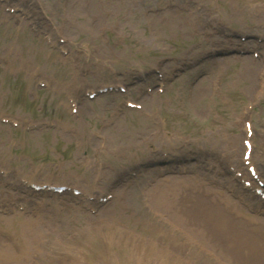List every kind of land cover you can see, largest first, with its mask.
Returning <instances> with one entry per match:
<instances>
[{
  "label": "rangeland",
  "instance_id": "374dc122",
  "mask_svg": "<svg viewBox=\"0 0 264 264\" xmlns=\"http://www.w3.org/2000/svg\"><path fill=\"white\" fill-rule=\"evenodd\" d=\"M25 1L32 2V8L42 16V24L48 31H62L60 35L65 39V52L51 48L43 38H35L25 21L16 23L19 20L5 19V13L0 9V21L5 23L0 25V57L6 64V69L0 70V117L8 114L24 124L33 119L47 118L60 126L56 129L43 127L41 131L31 133L25 130L24 124L15 128L0 121V165L13 168L16 175L78 182L86 189L98 190L106 183L114 182L126 166L137 165L136 159L149 156L152 146L176 152L180 150V155L191 163H198L202 154L187 158L188 155L192 157L196 150L208 151H202L207 161H217L221 149H228L230 153H235L236 148L242 151L239 132L241 108L255 97L254 89L259 83L256 73L261 61L256 62L249 55L251 62H245L243 56L235 54L224 60H218L217 55L210 54L211 58L204 55L219 49V45L236 47L239 41L236 35L241 33L252 35L251 43L246 40L250 49L255 46V37L264 38V0ZM187 1L190 2L188 5L185 4ZM199 4L201 9H198ZM198 12L206 13L220 28L203 29L198 23ZM222 27L235 30L236 39L224 37ZM183 28L186 30L182 31ZM205 32L208 34H203ZM261 54L264 58V49ZM25 57L26 64H18ZM194 57L201 58L194 60ZM15 58H18L16 62ZM182 66L190 69L182 68L179 72ZM155 67H160L172 78L166 83L164 92L155 94V101L141 100L145 111L126 109L114 114L115 97L109 94L94 100L84 96L78 111H71V101L78 94H83L86 88L116 80L128 82L134 72H153ZM217 67L227 68L222 84H219L226 99H222L220 92L211 91ZM14 71L21 75L18 80L12 78ZM172 71L179 75H172ZM36 77L48 80L51 87H41ZM138 87H130L129 93L134 95ZM193 87L198 93L196 97L200 98V105L187 97ZM133 95L128 94L129 97ZM116 98L117 101L122 99L121 95ZM107 112L113 121L110 126L102 124ZM151 112L156 116L154 121L160 125L163 123L169 135L176 132L180 138L171 143L169 138L159 142V136L154 134V121L151 119L152 123L144 115ZM252 120L257 130L255 149L258 156H264V92L260 99L256 98ZM66 128L76 132V140L71 139ZM170 138L173 139L172 136ZM121 151L124 152L119 154ZM150 171L129 185L118 187L116 197L95 213L73 203L68 204L74 208H68L66 199L44 200L45 205L50 203L57 214L50 213L51 216L47 217V212L40 213L38 209L39 216L34 217L40 219L38 229L43 232L37 239L39 250L44 255L42 264H60L65 260L70 264H101L108 256L102 254L111 250H115L111 255L112 261L124 264L123 253L119 249L125 247L121 245L125 240L136 246L131 248V252H139L136 256L140 257V264L146 260V264H241L232 259V254L219 248L221 241H215L203 226L188 218L193 208L202 204L199 199L217 208L216 203L210 200L209 192L194 185L191 189L188 187L191 180L187 178ZM220 171L218 168L213 177H219ZM201 173V169L195 172L202 179ZM184 181L188 184H183ZM174 183L179 186L173 187ZM182 186L188 189L179 190L178 187ZM163 191L171 194L168 198L172 202L176 199L177 203L170 206L166 199L160 201ZM214 194L218 198L225 195L223 190ZM17 195L16 190L0 184V203L10 204ZM230 199L235 203L231 209L236 211V218L232 219L227 210L224 212L226 216L239 221L241 227L255 219V215L248 213L238 200ZM12 209L0 218V229L14 234L15 243L23 249L25 234H20L21 231L15 234L14 226H10L6 218L15 213H24L29 218L32 213ZM19 219L22 217L18 216ZM164 220L168 221L166 228L162 226ZM262 221L258 222L260 229H264ZM66 223L72 230L66 232L67 239L62 246L73 247L69 252L72 261L64 257L68 254L62 253L60 246H52ZM25 227L17 224V229ZM26 230H31V227ZM112 230L120 238L116 236L115 241L109 243L107 238ZM74 232L80 234L77 240H71ZM220 236L224 245H228V233ZM155 241H158V246L154 245ZM0 244H6L2 237ZM28 244L30 247L25 253L16 254L18 261L15 264L23 263L36 247V242ZM115 245L121 247L113 248ZM7 248L12 251L11 247ZM148 251L151 255L146 257ZM161 256H167L170 261H164ZM259 263L264 264V260Z\"/></svg>",
  "mask_w": 264,
  "mask_h": 264
},
{
  "label": "bare ground",
  "instance_id": "6f19581e",
  "mask_svg": "<svg viewBox=\"0 0 264 264\" xmlns=\"http://www.w3.org/2000/svg\"><path fill=\"white\" fill-rule=\"evenodd\" d=\"M184 30H186V29L183 28L182 31H184ZM246 58H243V60ZM251 65H253V64H251ZM59 92H62V90L59 89ZM196 95H198V93L196 92V90H194L193 102L196 103V105H198V104L200 105V98H199V96L196 97ZM154 96L155 95H151L149 97V99L151 101H155L156 99ZM171 136L173 139L170 138ZM177 138L179 139L180 137H178L176 135V132H173L172 134L169 135V131H166V129H165V131H163V133L160 136L158 141L160 142L162 140V142H163V141H166L168 139V142L171 143L172 141L176 140ZM114 139H116V138H113V140ZM204 141L208 142L207 139H204ZM209 147L214 151V148L211 145ZM238 149L239 148H236L237 151H238ZM106 151H108L107 148H106ZM203 151L208 152L204 149H203ZM123 152L124 151H121V152H119V154H121ZM174 178H187V180H189V181L191 180V182H189V184L186 181H184L185 183H183V184H188V187H190L191 189H193L192 186L194 185L197 189H201V190L209 192L210 200L215 202L217 205V208H216L215 206L210 205L207 201L199 199V201L202 202L203 205L197 204L193 208L192 214L188 217L190 221H192L194 224H198L199 226L200 225L203 226L204 229L208 232L212 233V230L214 229V232L218 236L229 233V239L234 242L233 245H236V250L233 251V254L240 260L241 263L247 264L244 261V260H246L247 262H251V263L255 264V263H259L260 261L264 260V229H255L252 227H247L244 224H243V227H241V224L239 221H233L231 219L232 217L230 218V217L226 216L224 212L227 210V208L231 209V206H233V207L235 206V203L232 199H230L227 196H225L224 198H218V196H216L214 194V188L213 187H215V186L210 187V186L204 185L201 182L202 180L197 176L187 175V176H176ZM178 183L181 184L182 182H178ZM177 186H179V184L174 183L173 187H177ZM181 188H187V186L178 187L179 190H181ZM176 192L179 193V191H176ZM162 193H163V198L160 201L163 202L166 199L167 203H169L170 206H171V204L177 203L176 199H174V201L172 202L168 198L169 193H167L166 191H163ZM169 195H171V194H169ZM224 202H227L226 208L222 207L223 206L222 203H224ZM221 204H222V206H221ZM18 216L22 217V219L17 220ZM255 218H256V220H260L261 223L263 222L261 217L256 216ZM6 220L10 223V226H14L13 231L15 234H18V232H20V231H21L20 234H22V235L25 234L26 238H23V244H27V248L24 247L25 250L28 249V246L30 247V245L28 244V243H31L30 239L32 241H36V239L39 237V234H43L41 229H38V227H40V219H34L32 217L28 218L27 216H24L23 214L22 215L15 214L14 216L6 218ZM17 224L19 227L21 226V228H22V226H26V227L24 229H17ZM165 225H168V221L164 220L162 222V226L168 227ZM28 226L31 227V230L27 231L26 229L28 228ZM154 226L155 225H153V227ZM207 227L210 229H207ZM23 231H24V233H23ZM114 234H117V232H114ZM114 234H109V236H110L109 237V243L111 241H115L116 236H118V235H114ZM32 237H34V239ZM118 237L120 238V236H118ZM27 239H28V243H27ZM13 240L15 241L16 237H14ZM36 243L37 244H35V246L38 245L37 241H36ZM9 244L7 243L8 246H10ZM7 245L6 244L5 245L0 244V264H15L18 261L17 256L15 254L13 255L12 254L13 252L12 253L9 252ZM118 245H120V244H118ZM121 245H124V244H121ZM129 245H125V246H129ZM113 247H118V246L115 245ZM61 248H62L61 249L62 253L71 252L73 250V247H70L68 245L61 246ZM128 251H129V254L127 255V257L124 260L125 264H130L133 262H135L136 264H140V257L136 256V254H135L138 252H131V249H128ZM85 252L87 255L86 250H85ZM114 252H115V250H111L109 253H103L102 254L103 256H105V255H108V256L106 259H103L101 264H116L112 261V258H111V255ZM150 255H151V252L148 251V255L146 257H149ZM240 257L243 258L244 260L241 259ZM86 258H85V260H86ZM161 258L166 262L170 261L167 256H161ZM156 259H158L160 262L162 261V259H160V258H154V260H156ZM146 261H144V264H146ZM74 264H75V262H74ZM141 264H143V263H141ZM259 264H263V263H259Z\"/></svg>",
  "mask_w": 264,
  "mask_h": 264
}]
</instances>
